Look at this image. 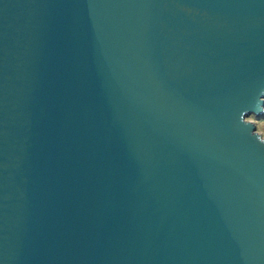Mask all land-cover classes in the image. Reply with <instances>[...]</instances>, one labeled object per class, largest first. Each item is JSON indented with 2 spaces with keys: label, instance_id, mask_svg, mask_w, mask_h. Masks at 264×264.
<instances>
[{
  "label": "water",
  "instance_id": "95a60500",
  "mask_svg": "<svg viewBox=\"0 0 264 264\" xmlns=\"http://www.w3.org/2000/svg\"><path fill=\"white\" fill-rule=\"evenodd\" d=\"M264 0H0V264H264Z\"/></svg>",
  "mask_w": 264,
  "mask_h": 264
},
{
  "label": "rangeland",
  "instance_id": "374dc122",
  "mask_svg": "<svg viewBox=\"0 0 264 264\" xmlns=\"http://www.w3.org/2000/svg\"><path fill=\"white\" fill-rule=\"evenodd\" d=\"M247 121L255 124L257 127V134L261 135V138L264 140V115L251 116L250 118H247Z\"/></svg>",
  "mask_w": 264,
  "mask_h": 264
}]
</instances>
